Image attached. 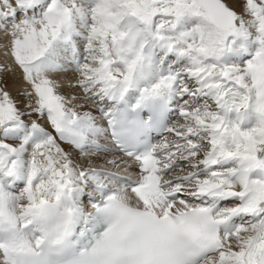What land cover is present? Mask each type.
I'll use <instances>...</instances> for the list:
<instances>
[{
	"label": "snow or ice",
	"instance_id": "6c2138e0",
	"mask_svg": "<svg viewBox=\"0 0 264 264\" xmlns=\"http://www.w3.org/2000/svg\"><path fill=\"white\" fill-rule=\"evenodd\" d=\"M0 56V264H264V0H0Z\"/></svg>",
	"mask_w": 264,
	"mask_h": 264
},
{
	"label": "bare ground",
	"instance_id": "6f19581e",
	"mask_svg": "<svg viewBox=\"0 0 264 264\" xmlns=\"http://www.w3.org/2000/svg\"><path fill=\"white\" fill-rule=\"evenodd\" d=\"M2 59L3 57L0 56V60ZM8 79H9V82L7 84V89L10 91L12 96L18 94V92H20L21 89L26 87V85L23 84L22 80L20 79L19 71L15 74V77L11 75V77Z\"/></svg>",
	"mask_w": 264,
	"mask_h": 264
},
{
	"label": "rangeland",
	"instance_id": "374dc122",
	"mask_svg": "<svg viewBox=\"0 0 264 264\" xmlns=\"http://www.w3.org/2000/svg\"><path fill=\"white\" fill-rule=\"evenodd\" d=\"M18 71H19V70H17L16 73H17ZM16 73H15V74H16ZM7 76H8V77H7ZM12 76L15 77V75H12ZM10 77H11V74L5 76V78H4V82H5L6 85L8 84V82H9V79H8V78H10ZM18 93H19V92H18ZM13 98H14V99H22L21 97H18L17 94H16V95H13ZM20 106L23 107V104H21Z\"/></svg>",
	"mask_w": 264,
	"mask_h": 264
}]
</instances>
